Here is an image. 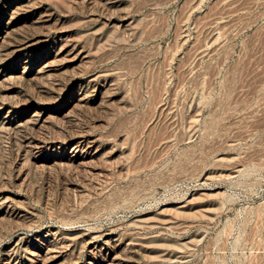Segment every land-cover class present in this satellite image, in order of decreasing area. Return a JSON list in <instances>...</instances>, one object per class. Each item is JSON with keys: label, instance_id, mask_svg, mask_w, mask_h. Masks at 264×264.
Instances as JSON below:
<instances>
[{"label": "rangeland", "instance_id": "rangeland-1", "mask_svg": "<svg viewBox=\"0 0 264 264\" xmlns=\"http://www.w3.org/2000/svg\"><path fill=\"white\" fill-rule=\"evenodd\" d=\"M0 198V264H264V0H0Z\"/></svg>", "mask_w": 264, "mask_h": 264}, {"label": "bare ground", "instance_id": "bare-ground-1", "mask_svg": "<svg viewBox=\"0 0 264 264\" xmlns=\"http://www.w3.org/2000/svg\"><path fill=\"white\" fill-rule=\"evenodd\" d=\"M87 1V0H85ZM223 1V0H222ZM236 2V1H235ZM238 2V1H237ZM231 3V2H230ZM229 3V4H230ZM234 3V2H232ZM96 4V3H95ZM100 4V3H99ZM228 4V5H229ZM233 5V4H232ZM89 7V6H88ZM92 7V6H91ZM242 7V6H241ZM226 8V7H224ZM237 9H241L240 6L239 7H236ZM236 8L235 9V12H236ZM44 9V8H43ZM222 9V8H221ZM238 9V10H239ZM245 9V8H244ZM15 10V9H14ZM223 10V9H222ZM229 10V8H228ZM227 10V11H228ZM233 10V9H232ZM74 11V10H73ZM77 11V10H76ZM103 12V11H102ZM222 13V11H219ZM218 12V14H219ZM226 12V11H225ZM230 12V11H228ZM226 12V14L228 13ZM231 12H234L231 11ZM18 13V12H17ZM99 13V12H98ZM217 13V12H216ZM213 14L214 15H217V14ZM31 14V13H30ZM73 14V13H72ZM107 14V13H106ZM224 14V12H223ZM212 17V16H211ZM29 18V17H28ZM130 18V17H129ZM133 18V17H132ZM210 18V17H209ZM13 19V18H12ZM184 19V18H183ZM216 19H219V18H216ZM19 20V19H18ZM215 20V18H214ZM57 21V20H56ZM212 21V20H211ZM7 22V21H6ZM19 22V21H18ZM120 22V21H119ZM138 22V21H137ZM15 23V22H14ZM125 23V22H124ZM208 22H206V25H207ZM211 24V22H210ZM214 24V23H213ZM226 24V23H225ZM223 25V26H226V25ZM200 25V24H199ZM203 25V24H202ZM229 25V24H228ZM43 26V25H41ZM128 26V25H127ZM130 26V25H129ZM221 25V27H223ZM201 27V25H200ZM202 27H205V26H202ZM3 28V27H2ZM51 28V27H50ZM43 29V28H42ZM55 29V28H54ZM96 29V28H95ZM230 29V27H229ZM12 30V29H11ZM222 30V28L220 29V31ZM69 31V30H68ZM44 32V31H43ZM214 32V31H213ZM222 32V31H221ZM220 32V33H221ZM225 33L227 31H224ZM91 33V32H90ZM181 34V33H180ZM211 34V33H210ZM220 35V34H219ZM46 35H41L40 37H38V39L36 41H31V42H28V43H25L21 46H19L14 52H15V55L17 57H19V59H26L28 56H30L29 54L31 53H34L35 51V46L36 44H39L41 42H45V37ZM211 36V35H210ZM183 38V37H182ZM10 39V38H9ZM181 39V38H180ZM20 40V39H19ZM18 40V41H19ZM25 40V39H24ZM61 40V42H63L62 44V47L61 49L59 50V53L60 54H65L67 56H70L74 61L75 60H78V59H84L86 58L87 55H85V52L80 50L79 47L77 45H73L71 44L70 42H68L67 40L64 42V39H59ZM75 40V39H74ZM207 41V40H206ZM49 43V42H48ZM77 43V42H76ZM205 43V42H204ZM203 43V44H204ZM207 43V42H206ZM203 46V45H202ZM201 45L199 47H202ZM205 46V45H204ZM82 48V46H80ZM195 47V46H194ZM39 48V47H38ZM48 48V47H47ZM193 48V47H192ZM196 48V47H195ZM59 49V48H58ZM193 50V49H192ZM38 51V50H37ZM214 50H212L213 52ZM54 53V52H53ZM195 53V52H194ZM193 54V53H192ZM39 55V54H38ZM32 56V55H31ZM193 56V55H192ZM211 56V55H210ZM48 58V57H47ZM192 58V57H191ZM13 61V60H12ZM18 63V62H17ZM13 64V63H12ZM16 64V63H15ZM19 65V63H18ZM44 65V64H43ZM53 66V65H52ZM55 66V64H54ZM18 67V66H17ZM4 71V70H3ZM86 78V77H85ZM95 85V84H94ZM99 85V84H98ZM97 90V89H96ZM95 90V91H96ZM79 94V93H78ZM79 99V98H78ZM86 99V98H85ZM79 103V102H78ZM2 106V105H1ZM13 114V113H12ZM46 117V116H45ZM9 118V117H8ZM46 122V121H45ZM13 124V123H12ZM17 126V124H16ZM14 128V127H13ZM44 139V138H43ZM234 139V138H233ZM239 139V138H238ZM76 141V140H75ZM67 142V141H66ZM73 142V141H72ZM54 144V143H53ZM97 144V140L96 139H90V138H86V139H82L78 142H76L73 147H71L70 151L71 154H73V160H77L76 159V154H78V152H83V151H87V150H94L95 146ZM40 147V146H39ZM60 148V147H59ZM42 149V148H41ZM51 149V148H50ZM39 151V150H38ZM100 152V148L96 147L93 154H89V155H98ZM47 153V152H46ZM45 154V153H44ZM80 156V155H79ZM64 157V156H63ZM47 160V159H46ZM66 160V159H65ZM88 161V160H86ZM230 165V164H229ZM220 166V165H218ZM224 166V165H222ZM2 199L0 198V204H2ZM6 202V201H5ZM3 208V207H2ZM4 210V209H3ZM20 211V210H19ZM94 241V240H93ZM29 242V241H28ZM117 242V239L115 238H108L104 243L103 245H96L92 250H90V253L91 254H94L96 252L98 253H101V260H100V264H141L139 261L137 260H133V261H128L127 258H125L123 256V253H122V250H121V246L118 244V243H115ZM112 243H115V244H112ZM112 244V245H111ZM92 248V247H91ZM59 250V249H58ZM57 253V250L53 249L52 247H49V245H46L45 248H43L42 251H39L38 252H34L32 253V258H33V264H41L44 260V256L45 257H49V259H57L59 257V255L56 254ZM5 254V253H4ZM15 256V255H14ZM9 257V261L7 264H12V257L11 255L8 256ZM15 258V257H14ZM22 264V263H21ZM86 264H93V262L88 261Z\"/></svg>", "mask_w": 264, "mask_h": 264}]
</instances>
